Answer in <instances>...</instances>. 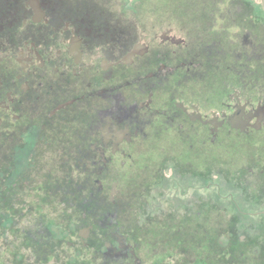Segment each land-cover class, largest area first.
I'll return each mask as SVG.
<instances>
[{
    "label": "flooded vegetation",
    "instance_id": "flooded-vegetation-1",
    "mask_svg": "<svg viewBox=\"0 0 264 264\" xmlns=\"http://www.w3.org/2000/svg\"><path fill=\"white\" fill-rule=\"evenodd\" d=\"M75 139L98 204L150 187L153 210L210 222L223 202L264 219L218 168L232 145L264 149V0H0V159L32 172ZM244 168L264 192V150ZM106 235L109 261L143 264L129 235Z\"/></svg>",
    "mask_w": 264,
    "mask_h": 264
},
{
    "label": "rangeland",
    "instance_id": "rangeland-1",
    "mask_svg": "<svg viewBox=\"0 0 264 264\" xmlns=\"http://www.w3.org/2000/svg\"><path fill=\"white\" fill-rule=\"evenodd\" d=\"M254 145H232L229 159L218 160L219 172L234 185L236 200L251 213L264 210V192L248 188L249 168H244L264 150ZM80 146L75 139L65 154L54 147L50 153L44 150L40 165L34 166V158L29 162L32 172H24V162L16 156L0 159V264H119L103 254L109 229L130 236L143 264H264L262 216L240 223L241 214L223 202L204 209L211 218L215 208L210 222L205 216L196 221L187 210L173 209V203L153 210L147 202L150 187L128 195L126 201L134 199L129 206L98 204L85 191ZM191 209L194 213L195 207ZM90 224L94 230L84 247L78 231ZM52 228L61 229L60 239L52 236Z\"/></svg>",
    "mask_w": 264,
    "mask_h": 264
},
{
    "label": "water",
    "instance_id": "water-1",
    "mask_svg": "<svg viewBox=\"0 0 264 264\" xmlns=\"http://www.w3.org/2000/svg\"><path fill=\"white\" fill-rule=\"evenodd\" d=\"M88 234H89V229L80 231V236L82 238H87L88 237Z\"/></svg>",
    "mask_w": 264,
    "mask_h": 264
},
{
    "label": "trees",
    "instance_id": "trees-1",
    "mask_svg": "<svg viewBox=\"0 0 264 264\" xmlns=\"http://www.w3.org/2000/svg\"><path fill=\"white\" fill-rule=\"evenodd\" d=\"M237 213H239V212L237 211Z\"/></svg>",
    "mask_w": 264,
    "mask_h": 264
}]
</instances>
